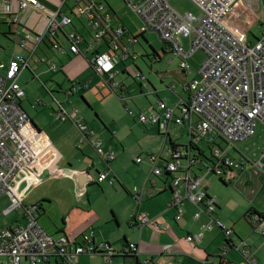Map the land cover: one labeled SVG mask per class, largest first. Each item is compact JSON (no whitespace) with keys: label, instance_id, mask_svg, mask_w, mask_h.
Wrapping results in <instances>:
<instances>
[{"label":"built area","instance_id":"obj_1","mask_svg":"<svg viewBox=\"0 0 264 264\" xmlns=\"http://www.w3.org/2000/svg\"><path fill=\"white\" fill-rule=\"evenodd\" d=\"M191 1L201 14L181 13L171 4V0H127L128 7L141 23L138 35L126 26L113 25L114 15L107 9L104 0H65L55 10L39 0H0V13L11 17L9 25L16 27L13 28L15 42L30 56L42 44L51 46L54 51L72 55L105 46L107 50L95 53L90 62L99 75L107 76L102 86L117 95L130 116H136L140 123L156 125L167 138L172 126H188L190 145L172 149L171 157L164 165H156L161 160L156 154L147 155L155 166L153 174L170 181L173 197L168 207L175 211L177 221L183 218L187 202L198 208L195 219H200L204 214L210 218L199 233L186 237L188 243L201 241L205 232L216 228L225 234L226 245L218 264H238L226 257L230 246L242 254V264H259L244 241L237 246L233 244L231 238L234 230L215 217L217 201L206 192L203 178L194 167L203 162L196 150L206 142L212 154V164L203 162L208 173L225 180L234 169L249 166L255 175L264 174V147L256 159L241 153L238 148L239 144L256 137L259 126L264 130V22L258 38L249 41L230 24L231 12L238 0ZM245 1L253 9L257 0ZM65 5L70 14L63 12ZM29 10L48 20L45 33L35 34L21 24L20 14ZM75 18L88 22L93 32L90 40L74 28ZM21 28L26 31L25 34L21 33ZM149 32L159 35L184 72L191 70L190 60L197 52H203L205 59L197 78L187 84L186 89L190 93L188 100H180L175 107L158 101L149 113H137L131 105L133 96L128 92L129 86L125 82H117L116 78L127 73L136 82H147V77L135 70L129 61L138 59L132 47ZM187 39H191L189 49L184 44ZM83 45L86 46L85 50L82 49ZM40 61L58 72L57 64L50 59ZM29 67L30 59L24 54H15L8 62L0 61V197L8 196L10 199V205L4 210L5 216L22 211L25 220L17 226L0 229V264H23L24 261L29 264H77L82 255H102L112 264L117 256H138L139 247L136 244L129 243L121 251H115L109 243H97L92 232L84 233L79 239H73L63 232L50 234L40 222L42 204H24L22 195L17 191L18 179L21 174L34 175L40 155L51 144L43 131L38 132L33 127L30 115L22 106L26 93L19 83V76ZM84 87L73 85L68 93L73 95ZM174 88L175 85L171 87L172 90ZM57 106L58 120L73 122L84 138L95 135L77 107L68 111L61 102H57ZM91 144L106 162L117 158L113 151L106 153L101 139ZM232 150L241 154L239 161L230 157ZM144 160L143 156H139L136 162L141 164ZM117 181V177L109 172L100 173L97 179L98 183L107 182L109 185H115ZM131 193L139 203L144 197L155 194L152 190L137 187ZM261 216L254 215L253 222L264 236V214ZM132 223L137 227L151 226L159 232L167 230L144 212L134 215ZM164 250L171 252L168 247ZM140 264L155 262L149 259Z\"/></svg>","mask_w":264,"mask_h":264},{"label":"crops","instance_id":"obj_2","mask_svg":"<svg viewBox=\"0 0 264 264\" xmlns=\"http://www.w3.org/2000/svg\"><path fill=\"white\" fill-rule=\"evenodd\" d=\"M50 2L56 9H59L57 3L54 1ZM65 7L67 6L65 5ZM65 7L62 9L63 12H66L64 11ZM21 19L25 22L24 26L35 34H43L47 30L48 20L33 10L21 13L20 20ZM113 25H123L129 28L126 24L121 22L119 14L114 16ZM13 28L10 27V32L15 36ZM74 28L83 34L87 40L91 39L93 32L87 21L75 18ZM129 29L132 31L131 28ZM20 30H22V34L26 33L23 28ZM190 42L191 39L184 41L187 49L190 48ZM82 49L85 50L86 46L83 45ZM106 50L107 48L105 46H97L80 55H72L69 52L62 53L54 51L51 46L47 44H42L38 51L32 56H30L28 51L24 50V55L30 59V67L26 70H31L32 76L27 80H22L23 73L26 70L23 71L19 76V83L26 93V89L23 85L26 86L29 82L35 83V80H40L41 77L38 74L39 70L42 71V74H52V81L58 74L63 75L60 80L61 82H56L57 86L55 87V91H53L54 95L57 93L59 96L66 95L68 98V96L74 95H69L68 90L73 85H77V87L81 85L85 87L79 92L85 91L87 93L85 94L86 96H91L97 101H99L97 96L108 98L112 92H110L107 87L102 86L107 76L99 75L90 62V59L95 53H102ZM146 55L149 56V54ZM157 55L159 57L157 59L158 61L155 60L152 66H150V69H147V75L142 72L143 70L140 71L147 77L146 83H140L141 93L145 98L153 96L157 98L158 101H163L170 107H175L180 100L189 99L190 93L186 89L187 84L197 78L201 64L196 65L191 59L190 63L192 68L190 71L184 72L179 66L175 68L174 65L177 62L179 63V61L170 53L165 44L164 56L162 57L158 52ZM156 57L157 56H155V58ZM43 58L50 59L57 64L59 69L58 72L52 71L46 63L41 62L40 59ZM9 60L10 59L3 61L8 62ZM156 61H161V63H157ZM133 62L134 61H129L130 64ZM154 63L157 64L155 65ZM72 65L76 66L74 71H72L74 67ZM88 68H90V71ZM91 70L93 73H91ZM160 82L162 83L161 88L159 87ZM94 84L95 88L92 86ZM50 85L52 86V84ZM173 85H175V88L172 90L171 87ZM53 87L54 86H52V88ZM105 101L106 100L100 101L101 105H103ZM59 102H61L68 111H71L67 108V104L64 101ZM44 105L45 106L41 110H38L37 106L33 105V102L28 99L27 94L22 101L23 108L28 112L37 127L49 136L47 138L51 140V144L40 155L34 175L30 177L27 174H21L18 179L17 191L22 195L25 205L42 204L40 222L50 234L63 232L73 239H79L84 233L92 232L95 235V241L97 243L99 240H101V242L110 243V233L101 231L99 215L94 206L95 200L94 198L92 199L89 194L91 190H93L94 185H109V183H98V177L94 179L92 176L91 168L95 167V162L88 154L89 146L91 145L92 147V141L101 139L104 143L106 153L113 151L117 154V158L109 163L100 157L102 160L100 166H102L103 170H101V172L98 171V176L100 173L106 172L115 175L118 181L112 186L119 185L127 195L133 196L131 193L132 190H127L122 183V178L126 175H124L125 170L121 168L119 161L123 160L127 151L132 154L135 153L137 143L132 142L130 136L125 134L122 126L118 125V120L109 113V108L103 107V110H94L96 112L95 115L90 114L89 116H83L82 114L89 130L95 132V135L84 138V135L73 122H62L58 120L56 115L58 107H55L53 103H51L50 106ZM155 105L157 104L151 102L148 105V112L151 107ZM139 112L146 111L139 108ZM44 114L48 116L43 117ZM132 117L141 125L136 116ZM135 127L138 128L137 126ZM153 127L157 126L152 125V129H154ZM157 130L161 133L158 127ZM130 133L134 135L135 130L132 128ZM146 137H148V135ZM184 137L188 139L186 143L182 139ZM85 139L90 142V145ZM170 139V141L175 144L176 148L190 145L191 138L188 126H172ZM172 142H170L166 151L168 156L161 158L156 164L157 166L164 165V162L170 159V151L173 148ZM80 144L84 146H80ZM239 148L240 150L242 149L241 147ZM200 149L204 150L202 143L200 144ZM232 151H230V153ZM239 170L241 172L240 174L243 175H227L225 182H232V180L236 178H245V184L257 186L256 190H252V193H257L253 199L255 202L250 203L251 206H249V210L245 208L235 212L230 211L227 205H223L222 201H217L218 209L215 217L221 220L228 228L234 230V235L231 240L235 246L240 245L241 241H244L246 245H248L250 253L259 260V264H264V236L261 234L260 229L256 227L253 220L249 221L246 219V215H248L250 211L264 214V205L256 202L259 195L257 189L260 191L264 188V174L255 175L254 172L249 169V166L246 169L240 168ZM197 173L199 174V172ZM207 176L210 175L202 176L203 186L210 196L215 197L209 192L207 186L204 185V180ZM166 179L167 178L161 182L155 180L141 181L143 187L145 186L146 189L152 190L155 194L153 197H144L141 203L138 202L135 204L131 201V208L126 214L123 213V210L121 211L119 206L123 217L117 208L113 207L114 213H112V220H108V224L112 225L116 230H121L124 221L128 229V231L121 233V236H123L120 240L121 249L128 243H134L139 247V255L137 257H120L121 264H140L149 259L153 260L155 264H218L220 261L219 257L226 245L225 234L220 229L216 228L213 231L205 232L201 241L193 244L188 243L186 237L190 234L199 233L203 225L210 221V218L204 214L200 219H195L194 215L198 211V208L187 202L183 218L177 221L175 219V211L168 207L173 197V190L170 181ZM108 189H111V187ZM2 200L3 203L6 204L5 209H7L10 205L9 197H0V204H2ZM143 212L147 213L154 222L159 223L161 227L167 228V230L159 232L154 230L151 226L137 227L134 225L132 223L133 216ZM252 216H254V214ZM5 217H8L10 220L6 224H0V229L14 227L25 222L22 211L14 212ZM166 247L170 248L171 252H166L164 250ZM226 257L232 262L238 264L244 263V257L234 246L229 247ZM98 258L97 256L82 255L79 257L77 264H101ZM104 260L106 261L105 258ZM114 261L115 258L112 264H114ZM24 262L29 264L27 261Z\"/></svg>","mask_w":264,"mask_h":264},{"label":"rangeland","instance_id":"obj_3","mask_svg":"<svg viewBox=\"0 0 264 264\" xmlns=\"http://www.w3.org/2000/svg\"><path fill=\"white\" fill-rule=\"evenodd\" d=\"M43 5H45L48 8L56 9V7L50 2L54 1L55 3H64L65 0H39ZM71 2V1H70ZM104 3L107 5V9L111 11V13L116 16L119 14L121 18V22L126 24L129 28L132 29L134 34H140V20L139 18L133 14L131 9L128 7L127 0H106ZM171 4L178 9L181 13H195L199 14L200 10L197 7V5L191 1V0H171ZM245 7L250 9L253 16H257L258 20H255V18L250 19V21H246L245 17H241L239 9ZM64 11H66L68 14H70L67 7H65ZM11 17L8 16H2L0 13V61L11 59V57L15 54H25L24 50L21 49L15 40V36L12 35L10 32V19ZM21 24L24 25V20L21 19ZM255 21V22H254ZM264 22V0H257L254 3L253 9L250 8L247 5V2L245 0H238L236 7L231 12V21L230 24L234 26L236 29L239 30V33L245 38H248V34H245V28H250L251 32L249 33V36L252 41H255L258 36L262 32V23ZM133 52L137 53L139 58L132 63L134 68L140 72L142 71L145 75H147V69H150V66H152V63L155 62L159 57L157 55L160 54L162 57L164 56V44L163 41L160 39L159 35L155 32H149L146 33L144 36L140 37V42L136 44L134 47H132ZM146 54H149L146 55ZM155 56H157L155 58ZM205 59V54L203 52H197L192 57V62L196 65L202 64V62ZM166 60V59H164ZM158 61V60H157ZM156 61V62H157ZM169 61V60H168ZM161 63V61L157 62ZM157 63H154L155 65ZM74 66V65H72ZM175 68L179 66V63L177 62L175 65ZM76 66L73 67L72 71ZM90 71V68H88ZM26 70V69H25ZM24 70V71H25ZM31 70H26L23 73L22 80L30 78L32 76ZM42 71L38 70V74L40 75V80H35V83L29 82L28 85H23L26 89V94L29 100L33 102V105H36L38 110H41L46 104L47 106H50L51 103L54 104L55 107L57 106V102L64 101L67 104V108L72 110L73 108L77 107L83 116H89L95 115L94 110H103L104 108H109V113L113 115L115 119L118 120V125L122 126L125 134L129 135L132 142L137 143V147L135 148V153L126 152V154L123 157L122 161H119L121 164V168L124 171V175H126L124 178H122V183L127 188V190H133L135 187H137L140 190L145 189L146 187L141 184V181L143 180H155L157 182H161L164 180L163 178L156 177L153 174L154 167L153 164L147 159V154H156L159 158H163L164 156H168L167 149L169 147L170 142L167 139L166 135H163L162 133H159L157 130V127H153L150 123L138 124L135 119H133L132 116L128 114V112L125 110L124 105L119 100L117 95L115 93H112L109 95V97L103 98L102 96H97L99 101H97L95 98L91 96H86L87 94L84 92H77L73 96L66 95L59 96V94H55V87L57 86V83H60L63 75L58 74L54 80H51L52 74H42ZM71 72V71H70ZM91 73L93 71L91 70ZM97 79V78H96ZM98 80V79H97ZM117 82H125L128 88V92L133 96V102H131L132 108L139 113V108L143 111L148 112V105L152 102L153 104L158 103V99L154 98L153 96H149L148 98H145L141 93V84L140 82H136L133 78H131L127 73H122V75L117 76L116 78ZM57 82V83H56ZM100 82V81H99ZM54 86L52 88V86ZM95 88V84L92 85ZM159 87H162V83L160 82ZM96 90V89H95ZM171 91V90H170ZM87 100H86V99ZM103 100H106L103 105H101V102ZM101 101V102H100ZM149 113V112H148ZM48 114V113H47ZM47 114H44V116H48ZM133 121V122H132ZM131 122V123H130ZM137 126L138 128H136ZM132 128L135 130V134L132 135L130 132ZM109 134V133H108ZM148 135V137H146ZM48 136V135H47ZM49 137V136H48ZM183 141L188 140L186 137L182 138ZM167 140V141H166ZM86 142H89L85 139ZM90 145V142H89ZM80 146H84L83 144H80ZM88 154L91 159L95 162V167L91 168V173L94 179H97L98 177V171L101 172L102 166L101 165V158L100 156L95 152V150L89 146ZM202 147L205 151V156H202V161L212 164L210 161V158L212 156L211 154V148L210 145H207L206 142L202 143ZM241 147V153L243 152L247 156H249L251 159H256L261 149L264 147V130L263 127L259 126L257 135L255 138L251 139L250 141H247L246 143L239 144L238 148ZM138 150V151H137ZM138 156H143L145 159L143 163L138 164L136 162V159ZM230 157L234 161H239L241 159V154L233 150L230 153ZM203 162H199L194 168L196 172H199L200 175L204 177V175H210L207 176L204 180V185L207 186L210 193H212L216 199V201L223 202V205H227L228 209L230 211H240L242 209L248 208L251 206V202L253 201L256 194L252 193V190L257 188V186H251L245 184V178H236L232 180V182H226L227 184H224L220 177L216 176L214 173H208L205 169V164ZM239 169H234L232 172L229 173V175H243L240 174ZM111 189H108L110 188ZM257 192H259L258 198L256 199V202L261 205H264V188H262L260 191L257 189ZM91 198H94V206L95 209H97L98 215H99V224L101 225V231L104 233H110L111 236V242L109 243L112 248H114L115 251H121V242L120 240L123 238L121 236V233L124 231H128L126 223L123 221L122 224L123 228L120 230H116L112 225L108 224V220H112V213H114L113 207L117 208L119 213L123 210V213L126 214L129 212V209L131 208V201H133L135 204H137V200L133 196L127 195L123 191V189L118 186H112L108 184L94 185L93 190L89 193ZM166 198V197H163ZM119 206L121 208V211L119 209ZM6 207V204L3 203L0 204V224H6L9 222V218L5 217L3 214V211ZM122 214V213H121ZM123 217V214L121 215ZM119 240V241H117ZM98 243H104L101 242V240L98 241ZM107 243V242H106ZM91 256H97L100 260L101 264H108L102 255H91ZM23 264H26L24 262ZM114 264H121L120 257H115Z\"/></svg>","mask_w":264,"mask_h":264},{"label":"trees","instance_id":"obj_4","mask_svg":"<svg viewBox=\"0 0 264 264\" xmlns=\"http://www.w3.org/2000/svg\"><path fill=\"white\" fill-rule=\"evenodd\" d=\"M239 11H240V15H241V17L243 16V17H245V19H246V21H250V19H253V18H255V20H258L257 18V16H253V14H252V12L250 11V9H248V8H245V7H243V8H241L240 7V9H239ZM255 22V21H254ZM251 32V30H250V28H245V31H244V33L245 34H248V38H247V40H249V41H251V38H250V36H249V33ZM47 40L49 41L50 39H49V37L47 38ZM168 139H169V141L171 140L170 139V137L168 136ZM170 142H172V141H170ZM172 144V146H173V148L172 149H176V146H175V144L172 142L171 143ZM196 152L200 155V156H205V153L202 151V150H196ZM221 179V181L224 183V184H227L226 182H225V180L224 179H222V178H220ZM259 215V216H261V214H259L258 212H255V211H250L249 212V214L248 215H246V219H248L249 221L250 220H253V216L252 215ZM261 217H263V216H261ZM129 245V243L127 244V245H125L124 247H127ZM128 257H130V256H127V255H125V256H122V258H128ZM133 257H137V256H133Z\"/></svg>","mask_w":264,"mask_h":264},{"label":"water","instance_id":"obj_5","mask_svg":"<svg viewBox=\"0 0 264 264\" xmlns=\"http://www.w3.org/2000/svg\"><path fill=\"white\" fill-rule=\"evenodd\" d=\"M33 127L39 132L40 129L37 127V125L32 121Z\"/></svg>","mask_w":264,"mask_h":264},{"label":"bare ground","instance_id":"obj_6","mask_svg":"<svg viewBox=\"0 0 264 264\" xmlns=\"http://www.w3.org/2000/svg\"><path fill=\"white\" fill-rule=\"evenodd\" d=\"M115 26V25H114ZM81 86V85H80Z\"/></svg>","mask_w":264,"mask_h":264}]
</instances>
